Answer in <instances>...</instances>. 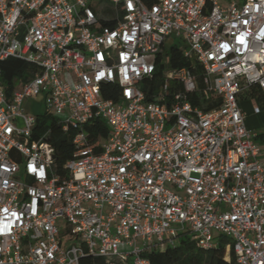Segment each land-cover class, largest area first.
I'll return each instance as SVG.
<instances>
[{"label": "built area", "instance_id": "built-area-1", "mask_svg": "<svg viewBox=\"0 0 264 264\" xmlns=\"http://www.w3.org/2000/svg\"><path fill=\"white\" fill-rule=\"evenodd\" d=\"M8 57L33 69L0 68V264H150L184 236L264 264V130L240 104L264 115V0H0ZM37 96L74 130L64 176Z\"/></svg>", "mask_w": 264, "mask_h": 264}, {"label": "trees", "instance_id": "trees-1", "mask_svg": "<svg viewBox=\"0 0 264 264\" xmlns=\"http://www.w3.org/2000/svg\"><path fill=\"white\" fill-rule=\"evenodd\" d=\"M169 54L173 67L190 66L188 61L178 58V53L175 49H170ZM0 68L2 70L3 81L10 84L14 78L26 80L33 66L25 60L8 57L0 63ZM103 95L106 98H115L112 87L107 92L104 91ZM35 116L36 123L32 129L31 139H38L44 136L45 140L54 148L55 169L59 174L64 176L66 171L63 170V165L72 157L73 153L71 139L74 130L69 128L67 131H63L57 121L44 111L40 114H35ZM86 129L93 141H96L100 137H106L108 131L106 125L100 119H97L92 126ZM258 139L264 140L261 134L258 136ZM227 243L228 240L221 237L218 247L203 250L196 248L189 241V238L184 236L180 238L178 245L174 247L167 246L163 251L145 253L144 256L149 259L150 264H235L232 248L228 252L224 249ZM103 263L104 259L89 255H84L79 259V264Z\"/></svg>", "mask_w": 264, "mask_h": 264}, {"label": "rangeland", "instance_id": "rangeland-1", "mask_svg": "<svg viewBox=\"0 0 264 264\" xmlns=\"http://www.w3.org/2000/svg\"><path fill=\"white\" fill-rule=\"evenodd\" d=\"M222 4H224V1H221ZM244 103V104H243ZM243 110L246 112L247 117L246 119L250 121L252 129H256L259 131L264 130V116L263 114L256 115L252 113V105L251 102L248 100H244L241 104ZM23 110L26 114H40L44 110V102L40 98V96L37 97H29L26 98L23 102ZM16 124L18 126H22L21 121H16ZM214 237H218L219 234L216 231H213ZM131 261V259H130Z\"/></svg>", "mask_w": 264, "mask_h": 264}, {"label": "crops", "instance_id": "crops-1", "mask_svg": "<svg viewBox=\"0 0 264 264\" xmlns=\"http://www.w3.org/2000/svg\"><path fill=\"white\" fill-rule=\"evenodd\" d=\"M243 101H244V100H243ZM243 101H241L240 104H242ZM243 104H244V103H243ZM246 123H247V126H248L249 128H252L249 120L246 119Z\"/></svg>", "mask_w": 264, "mask_h": 264}]
</instances>
